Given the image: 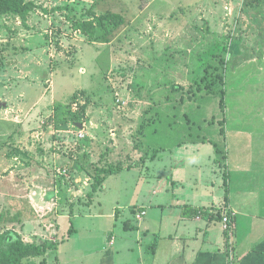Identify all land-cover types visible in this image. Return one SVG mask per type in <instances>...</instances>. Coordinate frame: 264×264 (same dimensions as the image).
<instances>
[{"label":"crops","instance_id":"0c3cea01","mask_svg":"<svg viewBox=\"0 0 264 264\" xmlns=\"http://www.w3.org/2000/svg\"><path fill=\"white\" fill-rule=\"evenodd\" d=\"M259 4L249 8L251 16H246V26L237 34L239 38L244 33L243 41H239L243 47L233 57L239 58L238 66L243 64L247 80L253 82L244 92V102L237 106L238 113L226 122L204 121L206 129L217 125L219 132L212 135L200 126L202 134L196 139L185 137L172 148L158 147L153 159L164 155L159 158H164L160 175H139L148 161L145 130L140 135L139 123L126 114L116 119L110 136L101 137L105 149L103 153L98 149L96 156L92 151L94 139L86 143L79 137L60 139L58 135L50 149L49 143L40 147L42 133L32 132L23 140L24 135L18 136L16 129L0 131V234L17 233L27 243L55 244L47 256L61 247L62 258L66 257L63 264H76V254L81 253L76 246L84 241L74 223L84 212L88 219L122 221L118 234H104L105 248L90 264H264V9L259 10ZM235 9L232 5L230 13ZM233 31L235 35L237 30ZM26 55L34 59L31 48ZM23 74L26 80L19 87L0 88V105H5L8 113L0 123L16 124L17 129L21 128L18 124L38 121L34 111L41 106L39 101H50L56 89L53 81L51 87L39 89L27 79L32 72L26 69ZM15 107L20 112L13 114ZM59 117L54 122H60ZM137 134L138 145L134 142ZM42 136L43 141L47 139ZM11 143L18 148L9 147ZM94 166L121 169L103 175L102 185L89 198ZM130 172L138 174L133 181L124 175ZM132 182L136 190L124 203L119 196ZM109 186L117 197L105 203L98 194ZM145 187L151 188V195L146 194ZM126 211L128 215H124ZM224 213L229 216V234L223 229ZM132 220L138 223L137 228H133ZM29 232L32 235L25 236ZM74 240L79 242L71 245ZM66 242L70 245L67 248ZM37 260L31 259L30 264ZM61 262L59 258L55 264Z\"/></svg>","mask_w":264,"mask_h":264},{"label":"rangeland","instance_id":"374dc122","mask_svg":"<svg viewBox=\"0 0 264 264\" xmlns=\"http://www.w3.org/2000/svg\"><path fill=\"white\" fill-rule=\"evenodd\" d=\"M33 1L38 9L25 22L14 15L0 17V88L19 87L26 80L23 73L27 69L33 73L27 78L33 86L47 89L53 81L56 89L53 88L50 101H39L41 106L34 111L40 117L37 122L18 124L19 129L16 124L0 123V131L11 133L16 129L17 135H24L23 140L32 132L42 133L38 138L40 147L49 143L52 149L58 135L60 139L61 136L78 138L82 132L85 137L80 140L87 143L94 139L92 151L96 156L98 149L102 153L105 149L101 137L110 136L116 119L126 114L139 123L140 135L145 130L144 149L149 162L138 171L139 175L142 172L160 175L164 158L162 161L159 158L164 155L161 153L153 159L158 147L172 148L185 137L196 139L202 134L198 131L200 126L210 135L219 132L217 125L206 129L203 122L208 119L226 122L238 113L244 92L253 84L247 80L243 64L238 66L239 58L233 55L243 47L239 41H243L244 33L239 38L237 34L246 26V16H251L249 8L261 3L258 9L263 10L264 0ZM232 5L236 6L234 14L229 10ZM109 12L123 15L124 24L105 22L103 27L99 26L98 18ZM86 23L91 25L85 26ZM233 29L237 30L235 35ZM29 48L34 59L26 55ZM224 86L225 108L222 109L220 93ZM0 108L1 119L8 113L5 105ZM11 112L20 111L15 107ZM58 116L60 122L56 123ZM104 116H107L105 121ZM109 117L115 120L112 122ZM195 123L197 126L193 127ZM80 124L85 125V130L80 129ZM42 135L49 142L43 141ZM135 138L134 142L140 144L139 134ZM9 147L18 148L13 143ZM62 153L67 154V150ZM165 157L167 160L168 155ZM94 169L97 172L100 168L94 166ZM124 175L133 181L138 174ZM150 189H143L148 196ZM135 190V183H130L120 199L126 203ZM98 196L105 203L117 197L110 186ZM82 215L74 223L84 241L76 246L81 250L76 254V264H90L98 260L105 248L104 234H118L122 221L88 219L84 212ZM45 223L42 219L41 224ZM131 223L133 228L138 227L137 222ZM29 234L32 235L29 232L25 236ZM74 241L71 245L79 242ZM69 246L66 242L65 248ZM63 249L51 251L48 258L40 257L34 264H40L42 259L55 264L59 258L63 264L66 258H62Z\"/></svg>","mask_w":264,"mask_h":264},{"label":"trees","instance_id":"16d2710c","mask_svg":"<svg viewBox=\"0 0 264 264\" xmlns=\"http://www.w3.org/2000/svg\"><path fill=\"white\" fill-rule=\"evenodd\" d=\"M97 1V0H95ZM38 9V5L33 0H0V17L7 15H14L19 17L22 21H26L27 17ZM99 26L103 27L105 22L112 25H122L125 18L121 14L109 12L97 20ZM86 23L85 26H90ZM226 85V83H225ZM225 86L220 93L221 108H225ZM120 166H110L107 168H100L95 172L94 183L92 185V192L89 193V198L93 197V193L102 185L103 175L108 176L120 170ZM96 170V169H95ZM52 244L48 242H32L27 243L20 235H12L10 232L0 234V264H26L27 260L36 258H45L52 250ZM41 264H45L43 261Z\"/></svg>","mask_w":264,"mask_h":264},{"label":"built area","instance_id":"2783aa9c","mask_svg":"<svg viewBox=\"0 0 264 264\" xmlns=\"http://www.w3.org/2000/svg\"><path fill=\"white\" fill-rule=\"evenodd\" d=\"M78 137H79L80 139H83V138H84L83 133L81 132V133L78 135ZM64 173H67V172L64 171ZM223 229H224V231H225L227 234H229L230 231H231L230 223H229V216H228L227 213H224V214H223Z\"/></svg>","mask_w":264,"mask_h":264},{"label":"water","instance_id":"95a60500","mask_svg":"<svg viewBox=\"0 0 264 264\" xmlns=\"http://www.w3.org/2000/svg\"><path fill=\"white\" fill-rule=\"evenodd\" d=\"M78 126L80 127V129H83V125L80 124V125H78Z\"/></svg>","mask_w":264,"mask_h":264}]
</instances>
